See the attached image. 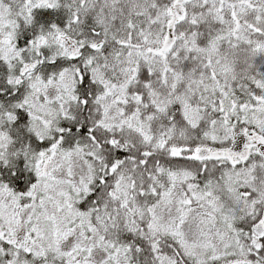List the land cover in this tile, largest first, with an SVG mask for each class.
Returning a JSON list of instances; mask_svg holds the SVG:
<instances>
[{
	"label": "snow or ice",
	"instance_id": "obj_1",
	"mask_svg": "<svg viewBox=\"0 0 264 264\" xmlns=\"http://www.w3.org/2000/svg\"><path fill=\"white\" fill-rule=\"evenodd\" d=\"M0 264H264V0H0Z\"/></svg>",
	"mask_w": 264,
	"mask_h": 264
}]
</instances>
